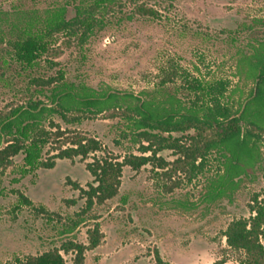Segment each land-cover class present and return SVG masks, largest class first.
<instances>
[{
    "label": "rangeland",
    "instance_id": "374dc122",
    "mask_svg": "<svg viewBox=\"0 0 264 264\" xmlns=\"http://www.w3.org/2000/svg\"><path fill=\"white\" fill-rule=\"evenodd\" d=\"M66 2L71 18L74 5L92 0H0V11L43 14ZM140 4L158 16L137 14ZM261 39L264 0H122L83 46L66 34L57 35L58 65L49 68L43 60L31 76L46 78L62 70L67 81L76 84L162 102L171 95L185 105L195 99L187 79L228 80V94L238 107L253 87L240 75L239 59ZM7 74L13 78L8 87L0 83V110L29 97V76H17L13 70ZM55 119L63 128L97 137L120 160L141 154L139 146L124 137L130 130L122 119L99 116L77 126ZM159 155L165 160L163 167L156 161L139 170L125 166L118 195L96 205L73 235L64 233L78 219L85 200L70 181L87 189L93 180L86 169L91 160H58L52 169L21 176L22 156L15 158L16 165L0 182V264L44 253L68 239L88 244L87 231L94 223H99L104 237L96 249L86 252L84 264H156V250L170 264H212L222 258L234 263L237 255L228 250L224 231L234 219L250 217L254 197L264 201V145L252 174L233 188L226 186L215 198L211 195L224 173L225 158L212 153L197 169L175 152ZM20 195L33 206L22 205ZM40 206L51 219L36 211ZM63 255L66 264H74L73 253Z\"/></svg>",
    "mask_w": 264,
    "mask_h": 264
},
{
    "label": "trees",
    "instance_id": "16d2710c",
    "mask_svg": "<svg viewBox=\"0 0 264 264\" xmlns=\"http://www.w3.org/2000/svg\"><path fill=\"white\" fill-rule=\"evenodd\" d=\"M121 1L92 0L86 5L84 2L74 5L75 15L71 18L68 17L69 2L43 14L0 11V83L10 86L13 78L7 74L10 70L17 76H29L26 87L29 97L0 110V182L7 170L16 165L18 156H22L21 176L39 169H52L58 160L85 162L90 159L86 169L93 180L87 189L70 181L80 191L85 207L65 231L67 235H73L86 222L85 216L96 205H103L118 195L125 166L139 170L156 161L163 167L165 160L159 154L172 151L198 169L212 153H217L225 162L224 173L211 195L215 198L223 194L226 186L233 188L244 176L252 174L264 145V39L250 44L251 51L242 52L239 59V73L251 80L253 87L238 107L228 94V80L187 79V88L193 91L195 99L185 105L171 95L162 102L133 93L76 84L67 81L62 70L46 78L31 76L43 60L49 68L58 65L54 61L61 54L55 47L57 35L66 34L69 40L76 39L83 46L95 29L104 25L111 7ZM136 10L142 16H158L153 8L143 4L137 5ZM99 116L124 120L130 130L124 137L137 144L141 154H129L120 160L107 152L97 137L63 128L55 119L67 126H77ZM175 134L181 136L175 137ZM20 198L22 205L33 206L29 198L24 195ZM70 202L76 204V201ZM252 202L250 217L234 219L224 231L228 250L237 255L232 264H264V201L256 196ZM36 211L51 219V213L44 206L37 207ZM87 234L88 244L68 239L60 247L17 258L12 264H66L63 253H73L74 264H84L86 252L96 249L104 237L99 223H94ZM155 257L156 264H170L158 250ZM212 264L228 262L222 258Z\"/></svg>",
    "mask_w": 264,
    "mask_h": 264
}]
</instances>
